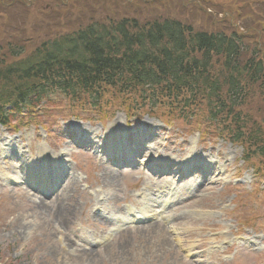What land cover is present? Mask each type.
Wrapping results in <instances>:
<instances>
[{
  "label": "rangeland",
  "instance_id": "374dc122",
  "mask_svg": "<svg viewBox=\"0 0 264 264\" xmlns=\"http://www.w3.org/2000/svg\"><path fill=\"white\" fill-rule=\"evenodd\" d=\"M257 1H249L248 13L241 16L244 4L240 0H0V39L6 38L10 42L11 36H18L29 53L45 36L75 31L91 22L123 17L136 18L140 22L173 18L182 22L189 20L195 29H224L241 25L251 15L260 13L261 9L256 8L259 6ZM46 4L48 8L44 7ZM191 10L192 16H188ZM6 32L8 36H5ZM122 116L118 113V121L110 125L109 122L106 128L122 124ZM35 119L46 125L47 135L41 134L40 130L35 133L33 127L15 135L0 128V137L6 138L8 144L10 142L11 150L19 152L24 148L33 154L40 146L53 152L62 148L74 150L60 132L65 128L69 132L70 126L92 131L96 139L103 138L91 109L77 107L58 94H52L48 103L39 105ZM138 119L156 129L155 140L149 143L148 151H160V155L175 161L179 155L184 160L197 154L206 158L211 167L205 190L196 192L190 204L182 201L166 204L167 208H175L170 212L173 219L170 228L148 221L139 228L116 230L103 243L110 226L103 229L100 219L89 218L91 198L82 192L81 183L74 184L72 189L69 186L62 194L58 192L57 200L56 197L43 200L26 185L14 186L0 181V264H264V249L258 250L259 242L264 244V192L259 191H264V185L258 178L253 186L250 170H245L240 161V146L221 139L211 140L207 136V140L201 141L196 134L188 136L178 127L170 128V135L165 138L166 132L160 129L163 126L156 119L141 115ZM87 153L83 149L72 153L71 173L79 172L81 181L95 190L100 188L95 184L102 177L103 166L107 167L108 163L99 162ZM27 158L31 161V155ZM112 168L118 170V176L108 187H103L104 201H108L107 210L121 212V203L129 201L132 192L138 190L144 180L148 183L150 178L147 174ZM13 170L20 172L22 169L8 158L0 162L2 173ZM232 182L238 185L232 186ZM172 194H176V198L191 195L181 187ZM96 195L92 197L94 200ZM193 208L207 211L193 214L190 212ZM59 209L66 211V219L57 215ZM161 210L164 209L157 212ZM236 220H248L249 223L243 224L245 229L241 230ZM235 231L253 235L256 250L243 240L235 241ZM215 237L219 240L212 244ZM229 240L234 245L226 251L225 248H211ZM87 249L89 251H85ZM222 250L227 256L213 255ZM233 250H237V254L230 261L228 258Z\"/></svg>",
  "mask_w": 264,
  "mask_h": 264
},
{
  "label": "trees",
  "instance_id": "16d2710c",
  "mask_svg": "<svg viewBox=\"0 0 264 264\" xmlns=\"http://www.w3.org/2000/svg\"><path fill=\"white\" fill-rule=\"evenodd\" d=\"M240 1L244 16L251 0ZM257 4L260 13L224 29L123 17L41 41L29 53L18 36L0 39V123L22 109L36 122L35 110L56 93L100 115L151 109L180 123L201 115L264 171V0Z\"/></svg>",
  "mask_w": 264,
  "mask_h": 264
},
{
  "label": "bare ground",
  "instance_id": "6f19581e",
  "mask_svg": "<svg viewBox=\"0 0 264 264\" xmlns=\"http://www.w3.org/2000/svg\"><path fill=\"white\" fill-rule=\"evenodd\" d=\"M1 145V144H0ZM43 150H45L44 148H42ZM5 151H6V149H4ZM41 153V152H40ZM121 158H125L124 156H122ZM26 161H29L28 159H25ZM196 161H197V159H196ZM23 169V174H22V176H23V178H31L30 176H29V170H28V168L26 169V168H22ZM183 170H190V167H186V168H183ZM191 171V170H190ZM102 177H101V182L106 186V187H108V185H109V183L111 182V181H113V179L116 177V176H118V173H114V171L113 170H110V169H108L107 167H105V168H103L102 169ZM203 182H206V179H204L203 180ZM72 188V187H71ZM66 190H62L61 192H60V194H62L63 192H65ZM58 195V194H57ZM58 198V197H57ZM57 198H56V200H57ZM51 202V201H50ZM57 215L59 216V217H63V219H66V217H67V213H66V211L65 210H58V212H57ZM101 224H104V223H102V222H100ZM105 225V224H104ZM155 225H157V224H155ZM154 225V226H155ZM160 228H162V227H160Z\"/></svg>",
  "mask_w": 264,
  "mask_h": 264
}]
</instances>
